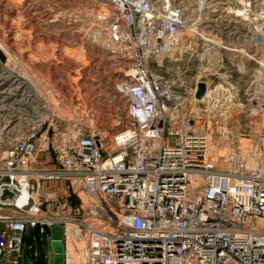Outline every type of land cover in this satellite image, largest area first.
Here are the masks:
<instances>
[{"label":"built area","instance_id":"built-area-1","mask_svg":"<svg viewBox=\"0 0 264 264\" xmlns=\"http://www.w3.org/2000/svg\"><path fill=\"white\" fill-rule=\"evenodd\" d=\"M97 1L109 42L133 60L114 84L126 102L127 125L110 137L61 130L57 121L42 132L44 121L37 119L24 131L0 132V264H20L26 230L39 228L50 240L52 224L63 226L65 243L69 237L83 242L84 264H264V95L255 96L264 94L258 60H264V0L252 22L251 47L235 51L259 61L246 88L253 93L248 114L259 154L234 138L218 154L220 166L207 161L211 124L226 125V102L222 108L209 101L219 86L209 85L197 99V82L177 89L145 63L152 51L191 42L182 34L186 23L196 22L191 34L200 35V14L207 9L208 15L211 0ZM218 41L219 52L228 49ZM250 155L255 166L248 165ZM48 158L56 169L42 167ZM60 178L77 199L66 215L40 206L36 193L39 179ZM24 184L33 200L28 211L12 202ZM65 251L67 261L73 256Z\"/></svg>","mask_w":264,"mask_h":264},{"label":"rangeland","instance_id":"rangeland-1","mask_svg":"<svg viewBox=\"0 0 264 264\" xmlns=\"http://www.w3.org/2000/svg\"><path fill=\"white\" fill-rule=\"evenodd\" d=\"M262 1L211 0L207 18L199 22L206 37H191L181 49L171 48L169 54L152 51L146 58V67L168 78L177 89L200 80L219 86L211 95L215 100L209 101H217L222 108L226 102L228 108L226 125L213 122L210 126L214 165H221L217 156L227 151L234 138L244 148L252 147L254 155L259 154L252 143L254 125L248 114L254 104L253 93L246 91L259 61L235 51L251 47L248 37ZM102 8L97 0H0V132L24 131L37 119L44 121L42 132L57 121L61 130L84 128L110 137L127 125L126 102L115 92L114 84L133 60L109 42L106 27L95 17ZM210 37L215 38L211 45L205 41ZM219 38L226 42L227 50H217ZM263 95L255 93L259 98ZM13 137L4 139V148ZM254 155L249 156V166L255 163ZM42 167L57 168L51 161ZM36 193L40 206L52 214H69L77 202L61 178L39 179ZM26 232L20 264H49L47 235L39 228ZM68 244L69 250H74L75 263L80 264V245L71 237Z\"/></svg>","mask_w":264,"mask_h":264},{"label":"water","instance_id":"water-1","mask_svg":"<svg viewBox=\"0 0 264 264\" xmlns=\"http://www.w3.org/2000/svg\"><path fill=\"white\" fill-rule=\"evenodd\" d=\"M206 87L203 81L197 82V91H196V98L201 99L205 94ZM20 200V202L17 201ZM15 201V204L23 209L26 210L30 208L33 204L32 198L28 195L26 184L23 185V190L21 193L12 198ZM50 230V248H51V258L50 264H63L64 260V244L62 242V238L64 235V228L60 224H52L49 226Z\"/></svg>","mask_w":264,"mask_h":264},{"label":"bare ground","instance_id":"bare-ground-1","mask_svg":"<svg viewBox=\"0 0 264 264\" xmlns=\"http://www.w3.org/2000/svg\"><path fill=\"white\" fill-rule=\"evenodd\" d=\"M205 8H207V6H205ZM206 10L207 9H205L201 14H200V20H205L206 18H207V12H206ZM208 11V10H207ZM97 12V11H96ZM245 12V11H244ZM100 13H96L95 14V16H96V20L99 22V23H101V24H103L104 26H105V24L103 23L104 21H102L101 19V21L98 19V17L100 16L99 15ZM252 16V15H251ZM257 18V17H256ZM254 19V18H253ZM193 24V25H192ZM193 27H196V22H192V23H186V25H185V27L187 28L186 30H184L183 32H182V34H188L189 36H191V37H194L195 35H192L191 34V32L192 31H195V28H192V26ZM197 29L199 30V28L197 27ZM199 32L204 36V37H206L200 30H199ZM107 38L109 39V36H108V32H107ZM196 37V36H195ZM197 38V37H196ZM210 42L213 44V43H215V38L214 37H210ZM211 45V44H210ZM172 47H170L169 48V50L171 49ZM178 48V46L177 47H175V48H172L174 51L176 50ZM242 51V50H241ZM171 52V50L169 51V53ZM168 53V54H169ZM249 54V53H248ZM252 55V54H251ZM261 63H264V60L263 59H258ZM1 77V76H0ZM2 78V77H1ZM3 78H6L5 76L3 77ZM200 81H203L204 83H205V87L206 88H208L209 87V84L207 83V81H204V80H200ZM199 82V81H198ZM2 84V83H1ZM207 161L210 163V164H212V165H214L213 163H212V159H211V152H210V143H209V152H208V154H207ZM37 176H38V174H37ZM28 193V192H27ZM17 201L18 202H20V200L19 199H17ZM12 202L13 203H15V201L14 200H12ZM29 210V208H27L26 210H24V211H28ZM69 233H70V225H67V227H66V235L65 236H68L69 235ZM69 240V239H68ZM62 242H63V244H64V260H63V264H71V261L72 262H74V258L73 257H68V259H67V261L65 260V253H66V247H67V249H68V252L69 253H74V250H72L71 249V251L69 250V244H68V242L66 241V243H65V238H64V235H63V238H62ZM76 245H80L79 246V254H78V259H79V262H80V264H84V259H83V256H82V252H81V247L83 246V242H78V243H75ZM51 258V257H50ZM48 261H50V260H48Z\"/></svg>","mask_w":264,"mask_h":264},{"label":"crops","instance_id":"crops-1","mask_svg":"<svg viewBox=\"0 0 264 264\" xmlns=\"http://www.w3.org/2000/svg\"><path fill=\"white\" fill-rule=\"evenodd\" d=\"M30 228H28L26 231H28ZM48 231V232H47ZM46 232L47 233H50V230H47ZM27 232H25V236L27 235L26 234ZM49 242H50V240H47L46 241V243L48 244V246L47 247H49L47 250L49 251V256H48V258L50 257V255H51V248H50V244H49Z\"/></svg>","mask_w":264,"mask_h":264},{"label":"trees","instance_id":"trees-1","mask_svg":"<svg viewBox=\"0 0 264 264\" xmlns=\"http://www.w3.org/2000/svg\"><path fill=\"white\" fill-rule=\"evenodd\" d=\"M48 230V228H46V231Z\"/></svg>","mask_w":264,"mask_h":264}]
</instances>
